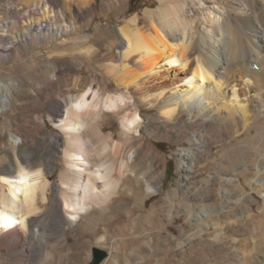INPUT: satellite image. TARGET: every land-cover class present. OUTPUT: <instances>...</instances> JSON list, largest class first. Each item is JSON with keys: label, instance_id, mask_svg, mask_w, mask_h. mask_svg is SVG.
I'll return each mask as SVG.
<instances>
[{"label": "bare ground", "instance_id": "obj_1", "mask_svg": "<svg viewBox=\"0 0 264 264\" xmlns=\"http://www.w3.org/2000/svg\"><path fill=\"white\" fill-rule=\"evenodd\" d=\"M145 4L141 15L127 0H0V58L73 42L109 79L73 77L50 111L62 134L36 165L1 155L16 147L3 117L17 84H0V264H87L95 250L98 264H264V0ZM119 6L130 16L116 37L92 29L97 9ZM146 135L179 146L170 191Z\"/></svg>", "mask_w": 264, "mask_h": 264}, {"label": "rangeland", "instance_id": "obj_2", "mask_svg": "<svg viewBox=\"0 0 264 264\" xmlns=\"http://www.w3.org/2000/svg\"><path fill=\"white\" fill-rule=\"evenodd\" d=\"M147 0H127L130 14H143L147 7ZM100 2V0H98ZM157 1L153 7L157 6ZM124 14V8L119 6L109 13L108 18L97 9L96 18L91 24L99 34L113 39L117 36L120 26L130 16ZM90 43H86L88 45ZM49 41L37 45H24L22 49L12 48L10 57L0 58V84L16 83L14 91V106L9 114L3 117L6 124H12L10 131L6 132L4 144L13 145L8 152L1 155L15 157V153L23 157L28 154L34 156V164H46L45 158L52 152L50 138L60 136L62 131L50 119V111L56 102H66L69 99L68 88L73 85V77L79 75L88 86L93 89L103 88L109 79L100 68L103 61L94 62L92 58H81L78 54V45L69 42L54 51L50 50ZM50 53V54H49ZM80 55V56H79ZM84 60V61H83ZM84 62V63H82ZM115 84H110V91H114ZM52 106V107H51ZM147 114L145 121L149 123L159 121L156 108L143 105ZM43 121H46L44 123ZM115 132L119 131L116 120L110 121ZM109 124V122H108ZM110 131V124L107 132ZM10 132V133H9ZM155 153L163 155L166 175L164 178L163 192L170 191L177 181V150L179 146L169 140L159 139L146 135ZM17 143V144H16ZM6 147H9L8 145ZM53 170V183L60 181V171L65 166L62 153H57ZM163 193L157 194L148 200V204L156 202ZM54 197L51 195V198ZM7 250V249H5ZM106 251V249L104 250ZM6 260L2 264H15V259L3 255ZM92 259L87 263L90 264ZM35 264H39L36 262Z\"/></svg>", "mask_w": 264, "mask_h": 264}, {"label": "water", "instance_id": "obj_3", "mask_svg": "<svg viewBox=\"0 0 264 264\" xmlns=\"http://www.w3.org/2000/svg\"><path fill=\"white\" fill-rule=\"evenodd\" d=\"M105 257V253L101 250H95L94 259L91 264H98Z\"/></svg>", "mask_w": 264, "mask_h": 264}]
</instances>
